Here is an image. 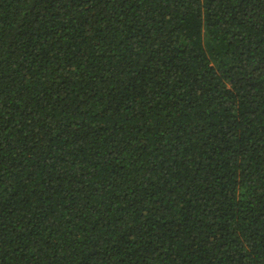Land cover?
<instances>
[{
  "label": "trees",
  "instance_id": "obj_1",
  "mask_svg": "<svg viewBox=\"0 0 264 264\" xmlns=\"http://www.w3.org/2000/svg\"><path fill=\"white\" fill-rule=\"evenodd\" d=\"M0 264H264V0H0Z\"/></svg>",
  "mask_w": 264,
  "mask_h": 264
}]
</instances>
